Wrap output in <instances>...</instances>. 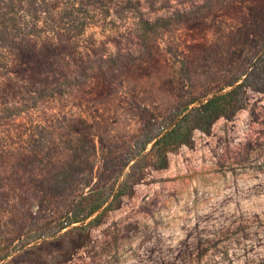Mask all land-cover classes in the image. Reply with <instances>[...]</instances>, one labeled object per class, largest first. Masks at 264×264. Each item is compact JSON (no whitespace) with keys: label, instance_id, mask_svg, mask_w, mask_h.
<instances>
[{"label":"rangeland","instance_id":"rangeland-1","mask_svg":"<svg viewBox=\"0 0 264 264\" xmlns=\"http://www.w3.org/2000/svg\"><path fill=\"white\" fill-rule=\"evenodd\" d=\"M96 26L40 82L0 44V264H264V0H116ZM234 89L103 209L145 134Z\"/></svg>","mask_w":264,"mask_h":264},{"label":"trees","instance_id":"trees-1","mask_svg":"<svg viewBox=\"0 0 264 264\" xmlns=\"http://www.w3.org/2000/svg\"><path fill=\"white\" fill-rule=\"evenodd\" d=\"M116 0H0V44L10 45L16 58L30 64L34 74L41 80H46V72L60 71V61L73 53L82 54L88 44V38L93 35V29L97 22L106 16L110 5ZM141 23L147 21L139 20ZM81 62L78 67H82ZM53 86H48L43 92L56 90L57 85L69 82V79L58 81ZM247 80L243 81L245 84ZM44 86V85H43ZM234 90L226 93L215 94L210 98L199 101L192 108H183L179 118L164 127V133L145 134L141 146L130 165L128 172L118 182L113 192L110 203L104 206L103 199H93L80 209V215L70 220L63 227L80 222V226L71 227L85 229V219L103 209H112L119 198L124 195L134 180V174L145 163V155L142 154L148 143H152V150L158 156L160 164L165 162V151L177 143L189 141L194 128L207 130L209 125L220 115H226L230 108L231 95Z\"/></svg>","mask_w":264,"mask_h":264}]
</instances>
